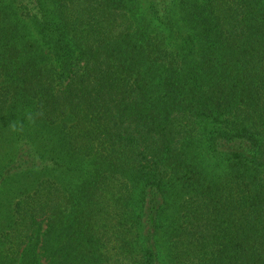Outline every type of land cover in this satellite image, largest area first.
<instances>
[{"label":"trees","instance_id":"1","mask_svg":"<svg viewBox=\"0 0 264 264\" xmlns=\"http://www.w3.org/2000/svg\"><path fill=\"white\" fill-rule=\"evenodd\" d=\"M0 264H264V0H0Z\"/></svg>","mask_w":264,"mask_h":264},{"label":"rangeland","instance_id":"2","mask_svg":"<svg viewBox=\"0 0 264 264\" xmlns=\"http://www.w3.org/2000/svg\"><path fill=\"white\" fill-rule=\"evenodd\" d=\"M0 160H2V158L0 157Z\"/></svg>","mask_w":264,"mask_h":264}]
</instances>
